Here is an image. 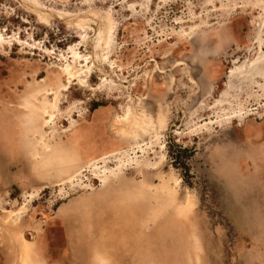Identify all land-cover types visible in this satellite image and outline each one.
I'll return each mask as SVG.
<instances>
[{
  "label": "rangeland",
  "instance_id": "obj_1",
  "mask_svg": "<svg viewBox=\"0 0 264 264\" xmlns=\"http://www.w3.org/2000/svg\"><path fill=\"white\" fill-rule=\"evenodd\" d=\"M263 178L264 0H0V264H264Z\"/></svg>",
  "mask_w": 264,
  "mask_h": 264
},
{
  "label": "crops",
  "instance_id": "obj_2",
  "mask_svg": "<svg viewBox=\"0 0 264 264\" xmlns=\"http://www.w3.org/2000/svg\"><path fill=\"white\" fill-rule=\"evenodd\" d=\"M130 193H131L130 189H125L124 188L123 196H125L126 199H123V203L119 207V210L122 212V214H126V213L130 214L135 209V208H132V202L130 200V197H131ZM93 196H94V194L93 195H85V196H83V198L81 199V201H82L81 204H74L73 205L72 203H70L68 205L64 204V206H61V207H85V208L93 209V207H95L94 201H93ZM102 199H101V201H102ZM113 199H114V196H111L109 201H108V199H106L104 197V200L102 202H100V205L103 206V207H105V206L106 207L116 206L115 202H113V203L111 202V201H113ZM85 212H87L89 214V213H91V210H87ZM107 216H108V219L106 218L103 221L99 220V222H98V226L99 227H108V226L116 225V227L126 229V226L130 225V220L129 219L128 220H126V219H124V220H122V219L112 220V219H110L111 218V213H109V212H107ZM125 231H127V230H125ZM125 231L123 233L124 235H125Z\"/></svg>",
  "mask_w": 264,
  "mask_h": 264
},
{
  "label": "trees",
  "instance_id": "obj_3",
  "mask_svg": "<svg viewBox=\"0 0 264 264\" xmlns=\"http://www.w3.org/2000/svg\"><path fill=\"white\" fill-rule=\"evenodd\" d=\"M185 169H187V166L184 164Z\"/></svg>",
  "mask_w": 264,
  "mask_h": 264
},
{
  "label": "bare ground",
  "instance_id": "obj_4",
  "mask_svg": "<svg viewBox=\"0 0 264 264\" xmlns=\"http://www.w3.org/2000/svg\"><path fill=\"white\" fill-rule=\"evenodd\" d=\"M20 110H21V111H24V109L22 110L21 108H20Z\"/></svg>",
  "mask_w": 264,
  "mask_h": 264
}]
</instances>
